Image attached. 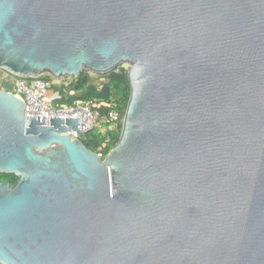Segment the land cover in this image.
<instances>
[{"label": "water", "instance_id": "obj_1", "mask_svg": "<svg viewBox=\"0 0 264 264\" xmlns=\"http://www.w3.org/2000/svg\"><path fill=\"white\" fill-rule=\"evenodd\" d=\"M124 64L102 160L0 91V264H264V0H0V68Z\"/></svg>", "mask_w": 264, "mask_h": 264}, {"label": "trees", "instance_id": "obj_2", "mask_svg": "<svg viewBox=\"0 0 264 264\" xmlns=\"http://www.w3.org/2000/svg\"><path fill=\"white\" fill-rule=\"evenodd\" d=\"M89 73L90 71L84 70L78 76L69 78L67 84L62 83L58 86L53 85L49 87L50 93L57 92L60 96L54 101L55 105L67 106L76 102L92 100L101 114H105L110 110H116L123 118L129 99L127 69L118 66L103 74L94 73L96 75L95 79L91 78ZM41 77L48 82L52 80V76L48 74L41 75ZM108 125L107 122H99L87 134L83 144L95 153L107 154L118 142L122 126H119L117 131H112L108 128ZM104 127L107 130L106 133L102 132V128ZM107 137L109 138L108 142H106ZM6 179L11 184L17 181V177L12 174L0 173V181Z\"/></svg>", "mask_w": 264, "mask_h": 264}, {"label": "built area", "instance_id": "obj_3", "mask_svg": "<svg viewBox=\"0 0 264 264\" xmlns=\"http://www.w3.org/2000/svg\"><path fill=\"white\" fill-rule=\"evenodd\" d=\"M12 82V89L8 90L3 85L5 81ZM50 84L48 81L39 77L24 78L17 76L10 71L0 68V91L13 93L25 104V115L45 116L46 124L49 123L50 116L55 117H75L79 118L80 134L76 131H70L68 136L70 139H78L82 143L86 139L87 134L99 122H107L108 128L117 131L122 125V117L116 110H110L105 114H101L96 104L92 100L76 102L72 105L58 106L54 101L60 96L57 92H49ZM106 128H102V132L106 133ZM109 138H106V142ZM99 159H103L106 154L96 153Z\"/></svg>", "mask_w": 264, "mask_h": 264}, {"label": "rangeland", "instance_id": "obj_4", "mask_svg": "<svg viewBox=\"0 0 264 264\" xmlns=\"http://www.w3.org/2000/svg\"><path fill=\"white\" fill-rule=\"evenodd\" d=\"M119 67H123L124 69H127V65H126V64L121 65V66H119ZM89 75H90V77L93 78V79L96 78V75H95L93 72H90ZM68 82H69V78H68V79H58V80L52 78V80L49 82V84H50V87H51V86H53V85L58 86V85H60V84H62V83L67 84ZM3 86H4L6 89L11 90V89H12V82H10L9 80H8V81H5ZM50 90H51V88H50Z\"/></svg>", "mask_w": 264, "mask_h": 264}, {"label": "flooded vegetation", "instance_id": "obj_5", "mask_svg": "<svg viewBox=\"0 0 264 264\" xmlns=\"http://www.w3.org/2000/svg\"><path fill=\"white\" fill-rule=\"evenodd\" d=\"M16 183V182H15ZM15 183H13V184H15ZM13 184H11V185H13Z\"/></svg>", "mask_w": 264, "mask_h": 264}]
</instances>
